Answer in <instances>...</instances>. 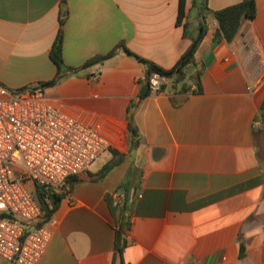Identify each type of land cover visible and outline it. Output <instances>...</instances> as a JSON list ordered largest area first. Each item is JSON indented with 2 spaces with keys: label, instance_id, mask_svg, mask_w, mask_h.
I'll use <instances>...</instances> for the list:
<instances>
[{
  "label": "crops",
  "instance_id": "1",
  "mask_svg": "<svg viewBox=\"0 0 264 264\" xmlns=\"http://www.w3.org/2000/svg\"><path fill=\"white\" fill-rule=\"evenodd\" d=\"M255 1L257 16L228 43L202 0H185L181 22L180 0H0V83L22 89L54 79L51 50L64 19L63 58L79 70L45 88V99L124 155L104 179L96 175L110 149L79 176L54 213L39 264H264V0ZM202 22V92H179L168 80L141 98L147 66L121 46L171 69ZM247 24L251 57L237 42ZM121 209L128 229L119 251Z\"/></svg>",
  "mask_w": 264,
  "mask_h": 264
},
{
  "label": "built area",
  "instance_id": "2",
  "mask_svg": "<svg viewBox=\"0 0 264 264\" xmlns=\"http://www.w3.org/2000/svg\"><path fill=\"white\" fill-rule=\"evenodd\" d=\"M167 81L152 73L151 91L161 93ZM111 146L98 129L48 102L43 89L0 83V257L39 264L52 239V219H46L29 184L61 192L70 177L89 171Z\"/></svg>",
  "mask_w": 264,
  "mask_h": 264
},
{
  "label": "trees",
  "instance_id": "3",
  "mask_svg": "<svg viewBox=\"0 0 264 264\" xmlns=\"http://www.w3.org/2000/svg\"><path fill=\"white\" fill-rule=\"evenodd\" d=\"M202 8L203 11H209L213 14L216 19L219 27L220 34L228 43H233L239 34L243 24L246 20L252 21L257 16V4L255 0H243L242 2L228 6L218 11H210V9L206 5V0H202ZM185 13V0H180V9H179V22L182 21ZM61 27L58 32L57 38L53 44L51 50V59L58 67V73L56 77L50 81L39 83L38 85L30 86L27 88L31 89H45L56 85L60 82L68 72H77L79 69H74L67 67L63 58V29L64 19L60 21ZM207 32V25L205 22H202L199 28V32L195 37H193L192 42L189 48L183 53L178 62L171 69H164L159 65L155 64L152 61L144 59L137 54L133 53L129 49H127L124 45L121 46L130 56H133L143 62L147 66L146 71V79H145V89L141 91V98L146 97L150 93H152L149 78L150 75L154 72H159L161 75L165 76L170 80L175 89H179V92H192V93H201L202 92V83H201V70L198 69V65L196 63L195 55L201 42L203 41ZM186 33V31H185ZM115 54V51L109 53L105 56H98L91 60H89L83 67L87 68L94 64L103 63L104 61L110 59ZM192 82L195 84L196 88H192ZM164 86V85H163ZM164 90L161 89V92ZM261 116L264 120V101L261 105ZM129 130L133 136L131 139L132 146L137 145V140L135 137L137 136V129L130 122ZM110 151L113 154V159L106 163L103 168L97 173L98 179H104L115 167L119 166L124 159V155L118 152L115 149H111ZM81 179L77 176L70 177L66 184L63 187L61 192H55L53 194H49L48 191L44 190L39 186H35V194L34 197L37 202L40 204L42 210L45 212V217L48 221H50L54 213L59 207L62 199L68 195L74 188V186L79 183ZM113 212L117 211V206H113ZM114 212V213H115ZM121 213L117 216V226H116V247L119 251H122V243L125 239L126 234V223L122 220V214H124L125 209H121ZM121 217V218H120ZM119 218V219H118ZM244 248L241 249V254H243Z\"/></svg>",
  "mask_w": 264,
  "mask_h": 264
},
{
  "label": "water",
  "instance_id": "4",
  "mask_svg": "<svg viewBox=\"0 0 264 264\" xmlns=\"http://www.w3.org/2000/svg\"><path fill=\"white\" fill-rule=\"evenodd\" d=\"M237 42L240 44V51L244 55H248L251 57L253 53L256 51L254 47V40L252 38V34L250 32V24H247L243 31L238 36ZM126 239L124 240V244H126Z\"/></svg>",
  "mask_w": 264,
  "mask_h": 264
},
{
  "label": "rangeland",
  "instance_id": "5",
  "mask_svg": "<svg viewBox=\"0 0 264 264\" xmlns=\"http://www.w3.org/2000/svg\"><path fill=\"white\" fill-rule=\"evenodd\" d=\"M107 154V153H106ZM106 154H104L102 157H104ZM18 175V173L14 172L13 174V177H16ZM29 188V191L32 193V194H35V186L33 184H29L28 186Z\"/></svg>",
  "mask_w": 264,
  "mask_h": 264
}]
</instances>
